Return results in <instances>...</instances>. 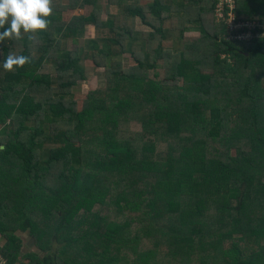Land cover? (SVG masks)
<instances>
[{
  "label": "trees",
  "instance_id": "trees-1",
  "mask_svg": "<svg viewBox=\"0 0 264 264\" xmlns=\"http://www.w3.org/2000/svg\"><path fill=\"white\" fill-rule=\"evenodd\" d=\"M98 1L52 0L46 31L0 44V61L10 52L31 59L12 72L0 65V257L6 264H264L263 30L227 39L215 0L150 7L111 0L122 11L107 20ZM85 6L90 15L58 17ZM235 14L264 24V0H237ZM138 16L151 27L140 39ZM167 20L182 45L176 54L163 44ZM87 25L96 35L86 50L77 39ZM193 29L198 36L184 35ZM137 40L144 51L132 49ZM83 50L105 68L106 83L78 109L57 96L85 79ZM123 52L137 64L113 58ZM52 136L61 146L47 150ZM20 232L47 257L25 254Z\"/></svg>",
  "mask_w": 264,
  "mask_h": 264
},
{
  "label": "rangeland",
  "instance_id": "rangeland-1",
  "mask_svg": "<svg viewBox=\"0 0 264 264\" xmlns=\"http://www.w3.org/2000/svg\"><path fill=\"white\" fill-rule=\"evenodd\" d=\"M134 3L137 2V0H133ZM63 3L66 5H69V0H63ZM138 3L142 5L143 7H150L154 3V0H138ZM99 5L100 11H101V18L103 20H107L109 18L113 19V15L117 14L119 11H122V7L119 5H114L111 0H99L97 2ZM93 11L92 6H85L83 9H77V10H68L64 12L63 14H59L58 17L60 19L69 20L73 15H90ZM133 30L135 33H137L139 39L141 38V34L145 31L151 30V27L146 25L140 16L136 17L135 22L133 24ZM164 27L166 29V38L164 39V46L167 48H171L173 51V54H176L175 50H180L182 48L181 43L178 39H176V36L172 33V23L171 20H167L164 23ZM107 32V30H105ZM199 32L197 29L188 30L184 32V35L186 36H198ZM96 31L95 27L93 25H87L84 32L80 34V36L77 39V44L79 47L86 49L88 46V40L91 38H95ZM255 34L254 36H256ZM251 38V37H250ZM75 44V41L71 38L66 39L64 42V45L67 49H72ZM145 44L143 47V43L141 40H137L132 44V49L135 51H144L145 50ZM82 58L80 61V64L82 68L84 69L85 73V79H82L72 86L71 91L68 94L65 95H59L57 97H67L76 102L77 108L82 109L85 99L88 96V93L91 90H95L98 87L104 86L106 83V76H105V68L104 67H97L92 60L86 59L84 57V50L82 51ZM114 59H120L123 62V66L128 68L131 66H134L137 64L136 58L131 52H123V53H116L113 57ZM163 61H160V67L157 69V71L160 74V79L164 78L166 75L167 67L163 65ZM206 70V69H205ZM207 71V70H206ZM204 71V72H206ZM53 81V88L54 91H57L58 86V80L56 78V75L52 76ZM180 83H182L180 81ZM9 123V122H8ZM36 124V119L32 120L28 123V126L34 127ZM3 126H0V130H2ZM44 128L46 129L47 133H51L50 129L48 128V121L44 123ZM132 130L139 131L140 130V124H132ZM184 142V141H183ZM183 142L179 143V148L183 147ZM178 144V143H177ZM176 144V146H177ZM61 146V139L57 138L55 136L51 137L50 142L46 145V149L48 150L51 147H58ZM181 146V147H180ZM19 236L24 240V248H25V254H36L38 255L42 260L47 257L45 253H43L41 250L38 249L36 246L35 240L31 237L30 233L24 234L22 232L19 233ZM6 244V241L0 236V247H3Z\"/></svg>",
  "mask_w": 264,
  "mask_h": 264
},
{
  "label": "clouds",
  "instance_id": "clouds-1",
  "mask_svg": "<svg viewBox=\"0 0 264 264\" xmlns=\"http://www.w3.org/2000/svg\"><path fill=\"white\" fill-rule=\"evenodd\" d=\"M52 14V0H0V44L5 40H20L23 34H28L31 39L46 31ZM30 63L29 56L11 52L0 61L7 72L22 69Z\"/></svg>",
  "mask_w": 264,
  "mask_h": 264
},
{
  "label": "built area",
  "instance_id": "built-area-1",
  "mask_svg": "<svg viewBox=\"0 0 264 264\" xmlns=\"http://www.w3.org/2000/svg\"><path fill=\"white\" fill-rule=\"evenodd\" d=\"M214 17L217 22H223L227 29V39L250 40L261 28L264 35V24L257 20L240 19L235 14L237 0H215ZM251 37V38H250ZM0 264L6 262L0 257Z\"/></svg>",
  "mask_w": 264,
  "mask_h": 264
}]
</instances>
